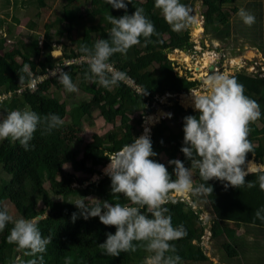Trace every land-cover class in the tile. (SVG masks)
Listing matches in <instances>:
<instances>
[{"label": "trees", "instance_id": "1", "mask_svg": "<svg viewBox=\"0 0 264 264\" xmlns=\"http://www.w3.org/2000/svg\"><path fill=\"white\" fill-rule=\"evenodd\" d=\"M39 7L51 8L55 16L54 22L59 26L56 33L64 36L66 33L64 56L76 57L84 53L79 51L81 44L92 47L98 39L108 38L111 28L105 17L110 13L119 18L125 14L124 9H115L105 0H87L89 7L82 9L75 5V0H37ZM240 1L245 0H202L205 8L202 16L206 31L219 26H225L218 31L223 40L233 34L234 37L243 36L249 45H259L264 37V0H246V10H253L256 17L254 31L247 34V25L244 28L243 21L239 18L232 20L227 9L237 15ZM127 4V14L131 15L135 7H143L145 15L154 23L158 35L151 37V43L145 46L144 38L141 43L133 46L127 54H114L109 62L133 78L140 86L138 91L126 81H121L111 90L102 87L99 83H91L84 78L88 71L87 62L70 63L64 66L77 87L92 95L90 100H82L75 105L70 112L67 104L58 95L51 91V87L64 88L59 82V74L45 78L37 83L34 88L29 83L33 79L31 72L35 74L45 73L57 63L49 48V42L38 35L24 41L17 38L16 53L5 49V42L10 39L6 35H0V94L11 93V97L5 102V106L12 110H31L41 117L49 114L58 115L63 121L71 114V122H65L62 126L53 129L50 133L38 126L30 141V148L25 150L18 141L9 139L0 140V164L11 177L4 179L0 188V210H5L3 201L9 198L16 205L22 218L35 219L38 227L45 237H51V243L47 245L43 264H144L150 253L142 248L136 252H122L118 257L104 254L99 244L106 240L107 233H115L114 226L102 224L99 217H90L87 220L79 215V209L74 203L54 200L49 191L42 187V183L50 181L51 191L55 195L68 197L72 194L85 191L83 187L93 175H102L91 183L93 191L98 196L97 200L112 203H130L122 195L111 194V179L103 174L101 168L106 166L116 151L123 145L131 143L135 137H139L143 131V120L149 107L153 105L157 95L163 96L168 90L175 93L189 92L199 86L198 79H190L188 75L180 74L175 70V61L169 57V52L179 48L194 51V42L189 31L176 32L164 20L161 11L154 6V0H124ZM181 3L192 7L193 0H180ZM25 1H23V4ZM55 4H60L59 10ZM228 7V8H227ZM226 11H225V10ZM258 10V11H256ZM225 11V12H224ZM52 14V15H53ZM99 17L101 23H95ZM90 20L91 24L86 23ZM54 25H57L55 24ZM80 31V35L74 38L72 31ZM214 30V29H212ZM11 28L7 27L6 34L12 35ZM217 32V33H218ZM50 31L48 30L46 36ZM169 34V38L166 37ZM73 46L70 45V41ZM244 47V46H243ZM239 50L240 48H233ZM45 50V51H43ZM51 50V48H50ZM62 61V60H61ZM25 65H30V72L22 71ZM264 65L256 66L250 70L243 67L237 70L233 76L244 85L245 95L256 100L260 105L261 118L250 125V141L255 145V155L247 156V161L254 158L264 163ZM19 91V89H21ZM147 95H143L144 91ZM170 110L172 116L163 118L153 126L150 136L153 151L157 153L151 159L165 164L174 179L173 169L175 165L169 164L170 160H180L185 167H190V161L180 151L183 145V118L187 115H196L194 108H186L178 101L165 107ZM94 111L107 121L120 124L110 131L100 134L94 133L91 140L85 142L83 147L78 146L82 141L81 121L85 116H91ZM173 121L178 127L171 123ZM87 164L80 176L64 168V164L78 159L79 154ZM194 185L205 183L199 177L198 170H193ZM246 181L255 183V187L242 188L225 187L226 182L212 179L207 183L213 187L210 195H190V199L175 195V203H169V208L174 226L183 224L187 235L172 241L176 247V253L181 257V264H215L212 257L206 254L203 244V236L206 234L207 223L201 217L202 206L212 212V224L210 231L212 239L224 249L225 253L234 257L239 254L237 242V230L246 225L255 230L254 233H264V221L255 218V212L264 208V191L259 187L258 174L253 173L245 177ZM31 186V188H29ZM207 186V184H206ZM38 193L42 197L44 207L35 208V199L30 194ZM96 203L95 200H85L89 207ZM197 204V207L194 205ZM146 215V209H142ZM47 212V213H46ZM77 213L75 222L71 220L72 213ZM46 213L45 217H40ZM13 225L9 223L0 232V264H17L16 258L23 253L15 244H9L7 237ZM197 241L198 243H196ZM233 241V243H232ZM136 243V242H134ZM263 246V243H259ZM259 247V246H258ZM30 257L24 256L22 260ZM69 261V262H68Z\"/></svg>", "mask_w": 264, "mask_h": 264}, {"label": "clouds", "instance_id": "2", "mask_svg": "<svg viewBox=\"0 0 264 264\" xmlns=\"http://www.w3.org/2000/svg\"><path fill=\"white\" fill-rule=\"evenodd\" d=\"M105 2L115 9H124L125 14L117 18L109 13L105 17L111 25L108 38L98 39L92 47L81 44L79 51L84 53L82 55H85L89 65L84 78L111 90L125 79L126 74L114 70L109 63L110 58L117 53L127 54L130 48L141 43V38H144L146 46L152 42L151 37L158 33L143 7H135V11L128 15L124 0ZM128 3H132V0H128ZM154 6L161 11L173 31L181 32L193 23L192 9L180 0H154ZM237 15L249 27L256 22L255 15L244 8H240ZM62 46L64 48V43ZM62 55L67 60L72 59L65 57L64 52ZM57 59L59 62L45 73L36 75L31 72L36 84L59 74V82L66 91H77L70 74L64 71V66L68 64H64L60 57ZM59 64L63 70L52 75ZM22 71L30 72V65H25ZM204 85L203 93L192 94L198 116L187 115L183 118L184 146L180 151L190 161V167H185L178 159L168 161L175 165L173 179L165 164L151 159L157 153L153 151L148 129H145L144 135L135 137L109 157L110 163L104 169L111 179V194L122 195L130 203L96 199V203L89 207L83 199L68 201L76 205L83 219L99 217L102 224L115 227V233H107L106 240L99 244L104 254L118 257L122 252H136L142 248L150 253L144 264H181V257L175 254L176 247L171 242L184 238L187 230L183 224L173 225L169 208L166 207L170 202H176L175 193L210 195L213 187L207 182L212 179L226 182L225 187L240 189L246 185L252 188L255 183L245 179L250 173L258 174L259 187L264 191V165L251 167V161L246 159L249 153L255 155V145L250 141L249 134L250 125L261 118L259 103L245 95L244 85L233 75L213 72L206 75ZM35 86L30 85L32 88ZM147 94L145 90L143 95ZM166 115L171 117V113ZM63 123L56 114L41 117L31 110H12L0 120V140L10 138L28 150L38 126H43L50 133ZM194 169L198 170L200 179L207 186L205 183L194 185ZM142 209H146L151 217ZM255 218L264 221V208L255 212ZM76 219L77 213L74 212L71 220L75 222ZM9 223L13 226L7 242L15 244L24 256L30 257L27 260L18 259L17 264H43L42 254L52 238L42 235L37 220L14 219L6 209L0 210V232Z\"/></svg>", "mask_w": 264, "mask_h": 264}, {"label": "rangeland", "instance_id": "3", "mask_svg": "<svg viewBox=\"0 0 264 264\" xmlns=\"http://www.w3.org/2000/svg\"><path fill=\"white\" fill-rule=\"evenodd\" d=\"M23 1H25L24 4ZM75 5H78L82 9L86 10L87 5L89 7V2H87V0H75ZM55 6L57 7V11H58L60 4H55ZM191 9H192L191 15L193 17V23H191L183 31L187 30L190 32L191 40L194 42V51L184 50V49H180V50L174 49L169 52V57L175 61L176 64L175 70L177 72H179L180 74L188 75L190 79H198L201 81L199 86H197L194 89L200 90L199 92L203 93L205 91L204 78L206 77V75L212 74L213 72H220V73H226L232 75L237 70H241L243 68L242 66L244 65L247 67V69L250 70L254 69L255 68L254 66L264 65V59H263L264 56L260 51H258L257 48L255 47L249 48L250 46L249 44H247V50H246L245 47H243L244 43L238 42L237 40L235 42H232L227 39L223 40V36H220L218 31L223 30V28H226L225 26L222 27L220 25L219 26L220 30H216V28H212L214 30L211 29L209 31L205 30L204 18L203 16L200 17L201 15H199L198 13L199 10L201 9V14H202L205 9L203 7L202 0H193ZM227 10L230 15L229 17L233 18L234 21L236 20V18H239V16L234 14L231 11V9H227ZM250 12L253 14L255 13L253 12V10H251ZM53 13H54L53 10L51 11V8L49 7L46 8L39 7L37 0H0V35H4V36L6 35V37L8 38L10 37V39L5 42V48L3 50L7 49L11 51L13 54H15L16 53L15 47H18L20 45L19 43L15 42L17 38L22 39L24 41H28L32 39L33 36L38 35V37H40L41 39V44H43V40H47L49 42V48L47 49V51H50L51 48L53 50L52 51L53 57L55 58L60 57L64 61H66L67 59L64 58L62 55V52H64V48L62 45L64 43L65 46V42H66L65 40H67L66 37L67 35L65 33L64 36H61L58 33H56L55 30L59 25L54 22L55 16ZM99 19L100 18L97 17L95 23L97 24L101 23L99 22L100 21ZM196 19H200V24L203 28L200 37H197L193 34V29L195 26L194 24ZM54 23L57 25H54ZM86 23L91 24V21L87 19ZM7 27L11 28L12 35L6 34ZM243 27L245 28L246 25H243ZM48 30L50 31V33L48 36H46ZM249 31H254V26L251 27L247 26V34ZM72 34L76 39V37L80 35V31L78 30L72 31ZM166 37L169 38V34H166ZM230 37H233V34H231ZM73 42L74 39L70 41L71 46L74 45ZM235 47L240 48L237 51V54H235V51L233 50V48ZM3 50H1L0 52H3ZM206 53L209 54L210 61L206 66H203L202 62L204 61V57ZM250 53H252L253 55L252 54L250 55ZM185 54L189 56L188 60L186 59ZM245 59H247V61ZM57 62H59V60H57ZM211 66H213V68ZM59 70L60 67L56 71H54L52 75L57 73ZM77 89L78 90L75 92H68L65 90V88L58 89L55 86L51 87L52 93L58 95L62 100L66 102L68 112H70L71 109L75 105L80 103L82 100H90L92 98V95L90 93L83 91L79 87H77ZM11 95H12L11 93H8L6 95L1 94L0 96V120L4 119L7 113L10 112L9 108L5 106V102L11 97ZM183 99L184 98L182 97V95L173 96L168 93H166L164 96L157 95L153 105H151L152 109L149 108L147 114L144 117L142 124L143 131L141 135L145 134V129H148V126L150 127V131H151L153 130L151 126L160 122L163 118H168L169 120V117L167 115H164L162 117L157 118V120L153 124L148 123V117L151 114L156 115L160 109L167 111V114L171 113L170 110H166L165 107L173 104L175 101H178L186 108L189 107L194 108V105L186 106V104L182 102ZM64 121L71 122V114H68L67 117L64 119ZM170 121L175 126V128L178 127L176 124L173 123L172 120ZM119 124H120L119 118L117 119L116 123L107 122L98 113V111H94V113L91 116H86V117L84 116L80 126L81 129L80 135L82 136V141L78 143V146L80 145V147H83L85 142L91 140L94 133L104 134L110 131L112 128H114V126ZM150 131L147 132L148 136L151 134ZM87 164H90V162H86L82 157V153H80L77 160L65 163L64 168L80 176H85L82 170ZM106 166L101 168L103 174H105L104 169ZM101 176L102 175L100 174L93 175L88 181L84 182L83 187L86 188L85 191H81L80 193L77 194H72L68 197L55 195L51 191L50 181L45 180L42 183V187L45 190L46 189L50 190L49 193L51 197L59 202L60 201L64 202L67 200L70 202H76L77 200H81V199H83L84 202L86 199L93 201L95 199H98V196L93 191V188L91 187V183L99 179ZM10 177L11 175L8 172H6L3 165L0 164V188L3 185L4 179H10ZM193 178H194V173H193ZM29 188H31V186ZM181 195L184 196V194ZM30 197H33L35 199L36 209H41L45 206L42 197L39 195L38 198V193L30 194ZM3 205L5 206L8 213L13 216L14 219L22 218V214L18 212L15 203L11 201L9 198H6V200L3 201ZM46 213L40 215V217H45ZM205 213L203 214L204 220H209L210 214L209 213L205 214ZM243 228L246 232L247 226H243ZM254 231L255 230L253 229L252 233H254ZM241 232L243 231H240L239 233ZM243 234L240 236H242L241 237L242 239H245L246 237H248L249 231H247V235L246 234L243 235ZM201 243L205 248L206 254H208L212 258L215 256L219 261H221V263H215V264L228 263L229 258L226 257V253L224 249L218 244L217 241H215L214 239L211 240V238L208 240V236L205 235ZM238 243H239L238 240L237 242L234 241V244H238ZM243 243L245 244L246 241H243ZM246 255L247 254H242L243 257L241 256L240 260H237L238 264L239 262L240 264H244L242 259L245 258ZM23 257L24 254L22 253L21 255H18L16 260L17 261L18 259L22 260ZM262 262H264V259L260 260V263Z\"/></svg>", "mask_w": 264, "mask_h": 264}, {"label": "crops", "instance_id": "4", "mask_svg": "<svg viewBox=\"0 0 264 264\" xmlns=\"http://www.w3.org/2000/svg\"><path fill=\"white\" fill-rule=\"evenodd\" d=\"M264 2V1H263ZM247 5V1L245 0V1H240V3H239V5H238V7L239 8H244V9H246V6ZM233 19H231V21H232ZM264 23V22H263ZM194 28H195V26H194ZM194 30V29H193ZM231 35L229 34V37L227 38V40H230V41H232V42H235L236 40L238 41V42H241V43H244V47H245V49L247 50V39L245 38V37H243V36H240V37H230ZM264 36V35H263ZM233 44V43H232ZM246 44V45H245ZM234 45V44H233ZM250 47L249 48H253V47H255V48H257L258 49V51H260L262 54H263V56H264V37H262L261 38V41H260V43H259V45L257 44V45H249ZM232 50V49H231ZM234 50V49H233ZM236 53L235 54H237V51L238 50H234ZM264 59V58H263ZM192 90H194V89H192ZM191 90V91H192ZM190 92V91H189ZM188 92V93H189ZM168 93V92H167ZM187 93V94H188ZM168 94H170V93H168ZM181 95H184V94H181ZM164 96V95H163ZM254 161L255 163H257L258 165H264V163H261V162H259V161H257V160H255L254 158H252V159H250L249 161ZM195 178V177H194ZM194 178H193V180H194ZM174 195H177V196H182L181 194H177V193H175ZM184 196L186 197V198H190V195L189 194H184ZM184 197V198H185ZM194 207H197V204H195L194 205ZM204 209V210H203ZM202 210H203V212H200L201 211V209H199L198 210V212L199 213H201V217L203 218V214L206 212V213H209L210 214V219L209 220H205V222L207 223V229H206V234L205 235H207L208 236V240L211 238V240H212V233H211V231H210V226H211V224H212V220H211V217H212V212H211V210L210 209H208L206 206H205V208H204V206H202ZM205 213V214H206ZM204 219V218H203ZM243 226H246V225H242L238 230H237V232H236V234H237V240H238V245H239V248H241V249H239L240 251H239V254L238 255H236V256H234V257H230V256H228L227 254H226V257L227 258H229V260H228V263L227 264H238V261L237 260H240V257L242 256V254H247L246 255V257L245 258H243L242 260H243V262H244V264H264V262H262V263H260V260L261 259H264V233H258V234H255V233H252V231H253V228H252V230H251V227H247V230H246V232H245V230H244V228H243ZM240 231H243V232H241V233H239ZM247 231H249V235H248V237H246L245 239H242L241 237L242 236H240V235H242L243 233L244 234H246L247 235ZM252 233V234H251ZM243 234V235H244ZM204 235V236H205ZM204 236H203V238H204ZM243 241H246V243L244 244L243 243ZM252 241V242H251ZM196 243H198L197 241H195ZM261 242V244L263 243V246H261L259 243ZM203 246V245H202ZM252 246H254V247H252ZM259 246V247H258ZM203 248H204V246H203ZM205 249V248H204ZM223 257V256H222ZM243 257V256H242ZM213 260H214V263H221V261H219L215 256L213 257ZM239 264H240V262H239Z\"/></svg>", "mask_w": 264, "mask_h": 264}, {"label": "bare ground", "instance_id": "5", "mask_svg": "<svg viewBox=\"0 0 264 264\" xmlns=\"http://www.w3.org/2000/svg\"><path fill=\"white\" fill-rule=\"evenodd\" d=\"M202 22V21H201ZM195 28H194V30H193V34L195 35V36H197V37H200L201 36V33H202V31H203V28H202V26H201V24H200V19H196L195 20ZM59 54V53H58ZM252 53H250V55H251ZM184 55V54H183ZM253 55V54H252ZM185 56H186V59L188 60L189 59V56L188 55H186L185 54ZM184 60V59H183ZM209 61H210V57H209V54L208 53H206V55H205V57H204V61L202 62L203 63V66H206L208 63H209ZM196 65V64H195ZM198 66H200V65H198ZM202 66V67H203ZM201 67V68H202ZM204 72V71H203ZM200 90H197V89H194V90H192V91H190L188 94H186V93H182V94H184V95H182V97L184 98L183 99V101L182 102H184V104H186V106L188 105V106H193L194 105V102H193V99H192V94H196V93H198ZM200 93V92H199ZM167 114V111H165V110H163V109H160L159 111H158V113L155 115V114H151L149 117H148V123L149 124H153L156 120H157V118H159V117H162V116H164V115H166ZM148 131H150V127L148 126ZM110 163V162H109ZM108 163V164H109ZM107 164V165H108ZM258 164L257 163H255L253 160L250 162V166L251 167H255V166H257Z\"/></svg>", "mask_w": 264, "mask_h": 264}, {"label": "built area", "instance_id": "6", "mask_svg": "<svg viewBox=\"0 0 264 264\" xmlns=\"http://www.w3.org/2000/svg\"><path fill=\"white\" fill-rule=\"evenodd\" d=\"M73 62H76V63L81 64V63H83V62H87V60H86V58H85V55H81V56H79V57H75V58H72V59L66 60L64 64H70V63H73ZM109 63L112 65V67H113L114 70H116V71H120V70L116 67V65H115L114 63H112V62H109ZM59 67H60V70H59V71L63 70V67H62L60 64L57 65V69H58ZM262 68H264V67H262ZM120 72H121V71H120ZM124 81H126V82H128L129 84H131L132 86H134V88H136L138 91H141L140 86H138V84H136V82H135V80H134L133 78H131V77H129V76H125ZM30 85H31V86H35V85H36V80L33 79V81L30 83ZM21 90H22V88L19 89V91H21ZM2 95H6V94H2ZM0 96H1V94H0Z\"/></svg>", "mask_w": 264, "mask_h": 264}, {"label": "water", "instance_id": "7", "mask_svg": "<svg viewBox=\"0 0 264 264\" xmlns=\"http://www.w3.org/2000/svg\"><path fill=\"white\" fill-rule=\"evenodd\" d=\"M198 13H199V15H201L200 17H202V14H201V9L199 10V12H198ZM202 40H203V39H202ZM211 67L213 68V66H211ZM167 92H168V93H170V94H171V95H173V96H176V95H181V94H182V93H175V92H174V91H172V90H168ZM183 93H186V94H187V92H186V91H185V92H183ZM151 109H152V108H151ZM153 126H154V125H152V126H151V128H152V129H153ZM152 132H153V130H151V131H150V133H151V134L149 135V137L152 135Z\"/></svg>", "mask_w": 264, "mask_h": 264}, {"label": "flooded vegetation", "instance_id": "8", "mask_svg": "<svg viewBox=\"0 0 264 264\" xmlns=\"http://www.w3.org/2000/svg\"><path fill=\"white\" fill-rule=\"evenodd\" d=\"M236 53V52H235ZM218 64H219V62H218Z\"/></svg>", "mask_w": 264, "mask_h": 264}]
</instances>
